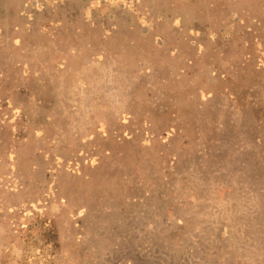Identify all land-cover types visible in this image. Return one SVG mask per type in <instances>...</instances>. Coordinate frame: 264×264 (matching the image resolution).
Segmentation results:
<instances>
[{
	"label": "rangeland",
	"instance_id": "1",
	"mask_svg": "<svg viewBox=\"0 0 264 264\" xmlns=\"http://www.w3.org/2000/svg\"><path fill=\"white\" fill-rule=\"evenodd\" d=\"M0 264H264V0H0Z\"/></svg>",
	"mask_w": 264,
	"mask_h": 264
}]
</instances>
